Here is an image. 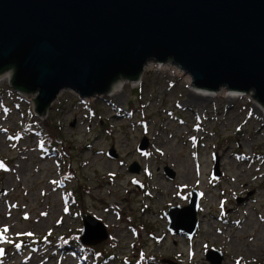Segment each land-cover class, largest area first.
Returning <instances> with one entry per match:
<instances>
[{
  "label": "rangeland",
  "instance_id": "1",
  "mask_svg": "<svg viewBox=\"0 0 264 264\" xmlns=\"http://www.w3.org/2000/svg\"><path fill=\"white\" fill-rule=\"evenodd\" d=\"M172 62H149L116 97L62 91L44 116L38 93L0 79V264H210L211 249L222 264H264V115L254 91L230 98L222 87L192 102V78ZM194 190L200 227L174 236L165 212ZM84 215L105 225L107 241L80 246Z\"/></svg>",
  "mask_w": 264,
  "mask_h": 264
},
{
  "label": "water",
  "instance_id": "2",
  "mask_svg": "<svg viewBox=\"0 0 264 264\" xmlns=\"http://www.w3.org/2000/svg\"><path fill=\"white\" fill-rule=\"evenodd\" d=\"M170 60L196 89L254 91L264 106V0H0V76L10 67L15 90L38 93L39 115L62 91L81 99L105 96L121 79L140 80L149 62ZM148 146L144 138L139 150ZM109 156L117 158L114 149ZM129 170L139 173L140 166L135 162ZM164 171L175 178L171 168ZM220 175L217 161L213 177ZM199 205L194 190L188 205L170 207L168 231L193 238ZM108 238L100 220L83 216L82 245ZM205 256L210 264L224 260L215 249Z\"/></svg>",
  "mask_w": 264,
  "mask_h": 264
},
{
  "label": "bare ground",
  "instance_id": "3",
  "mask_svg": "<svg viewBox=\"0 0 264 264\" xmlns=\"http://www.w3.org/2000/svg\"><path fill=\"white\" fill-rule=\"evenodd\" d=\"M172 69H174L173 72L176 73V74H181L182 73L180 68H177V69L172 68ZM2 78H4V79H2ZM0 79L1 80H5V79L11 80L12 79V72H6L5 74L3 73V75H1V77H0ZM190 80H191V78H190ZM127 82H131V81H126L124 79H121L117 83H115V85L112 87V89L110 91V95L109 96L116 97L118 93H121L124 90L125 85H126ZM193 89L194 90H193L192 94L190 95V100L192 102H196L197 103V102H202V101H208L209 100L210 94H208L204 90H199V89H196L194 87H193ZM241 96H246V94H242V93H238V92L237 93H234V92L230 93V98H237V97L240 98ZM254 101H256V100L254 99ZM256 102H255L256 108L258 109V111L260 112L261 115H264V106L261 105L258 101H256Z\"/></svg>",
  "mask_w": 264,
  "mask_h": 264
},
{
  "label": "trees",
  "instance_id": "4",
  "mask_svg": "<svg viewBox=\"0 0 264 264\" xmlns=\"http://www.w3.org/2000/svg\"><path fill=\"white\" fill-rule=\"evenodd\" d=\"M10 69H11L10 67L6 68L2 73H5V72L9 71ZM20 90H21L20 91L21 93L27 94L25 92V90H22V89H20ZM36 107H37V105H36ZM48 110L49 109H47V112H48ZM60 135H61L60 134V127H56V128H53L52 130H50V134L48 136V139H49V143L52 145V148L49 151H55V152L57 151L56 148L58 147L59 142H60V138H59ZM70 177L71 176H68L66 178L70 179ZM80 246L83 247V245H81V244H80ZM82 255H83V257H85V255L83 253H82Z\"/></svg>",
  "mask_w": 264,
  "mask_h": 264
},
{
  "label": "snow or ice",
  "instance_id": "5",
  "mask_svg": "<svg viewBox=\"0 0 264 264\" xmlns=\"http://www.w3.org/2000/svg\"><path fill=\"white\" fill-rule=\"evenodd\" d=\"M0 166H2V164H0ZM7 231H8L7 228H4V229L0 230V236H2L3 233H5V232H7ZM0 255H3V250H2V249H0Z\"/></svg>",
  "mask_w": 264,
  "mask_h": 264
}]
</instances>
